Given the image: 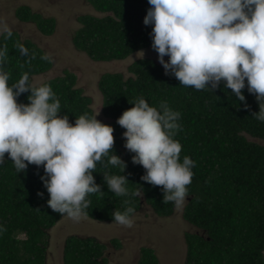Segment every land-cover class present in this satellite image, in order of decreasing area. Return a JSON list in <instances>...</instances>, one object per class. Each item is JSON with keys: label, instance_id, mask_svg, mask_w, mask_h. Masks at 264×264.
Returning a JSON list of instances; mask_svg holds the SVG:
<instances>
[{"label": "trees", "instance_id": "1", "mask_svg": "<svg viewBox=\"0 0 264 264\" xmlns=\"http://www.w3.org/2000/svg\"><path fill=\"white\" fill-rule=\"evenodd\" d=\"M87 1L103 16L78 17L80 27L72 37L76 49L94 61H110L152 48V26L143 23L150 7L148 0ZM15 14L21 22L35 21L45 34L53 31L54 20L42 18L28 6H20ZM11 32L7 39L0 35V46L7 48L9 84L25 72L30 81L51 63L41 59L45 54L32 41L21 40L17 31ZM18 43L27 48V55L21 54ZM127 71L130 75L126 78L123 73H105L97 82L103 123L114 129L111 151L126 167L122 173L119 167L107 164L108 157H102L93 171L102 192L86 196L88 206L82 214L100 222L112 221L114 210L123 212L132 207L136 212L144 205H149L159 217L174 213L173 202L162 203L161 186L141 180L145 170L132 162L134 153L124 146L125 129L116 122L125 109L132 107L130 102L138 98L143 97L158 109L161 102H166L180 113V128L174 137L182 145L180 157L187 155L195 162L181 215L197 231L184 232L183 264H264V143L260 142L264 140V122L252 115L259 110L254 94L248 93L247 86L242 90L248 104L245 108L231 89L224 88L223 81L212 90L186 87L174 75H166L163 66L150 58L135 60ZM75 80L74 74L65 73L45 82L60 102L59 114H67L70 122L82 114L95 115L90 107L91 98L75 87ZM28 95L29 92L22 93L17 101L28 103ZM104 172L125 175L128 195L117 197L109 191L103 180ZM42 175L43 166L34 164L17 173L5 153L0 164V226L5 229L0 232V264H47L49 230L64 215L47 205L49 194L40 178ZM136 191L141 192L140 197L132 195ZM112 242L119 245L117 240ZM101 249L94 237L70 235L64 241L63 264H104L106 259L101 258ZM150 251L139 249V264H159Z\"/></svg>", "mask_w": 264, "mask_h": 264}, {"label": "clouds", "instance_id": "2", "mask_svg": "<svg viewBox=\"0 0 264 264\" xmlns=\"http://www.w3.org/2000/svg\"><path fill=\"white\" fill-rule=\"evenodd\" d=\"M148 4L143 23L152 26L151 47L165 74L196 90H212L223 81L245 108L242 90L247 86L259 107L252 115L264 122V0H148ZM0 35L7 39L12 32L4 26ZM17 47L27 55L23 44ZM6 57V46H0V164L7 153L17 173L29 164L42 165L47 205L78 220L88 206L86 196L102 192L93 176L102 157L122 173L126 167L111 151L113 126L98 120V113L75 116L70 122L67 114H59L61 105L51 86L32 84L26 72L9 84ZM25 92L29 102L19 103L17 97ZM130 103L132 107L116 121L125 129L124 146L134 153L132 162L145 170L141 180L161 186L162 203L181 207L187 201L186 186L192 182L195 162L187 155L181 159L182 145L174 139L180 113L166 102L159 109L150 106L143 97ZM103 180L117 197L128 195L125 175L104 172ZM132 195L140 197L141 192ZM134 212L132 207L114 210L112 222L130 228ZM4 230L0 226V232Z\"/></svg>", "mask_w": 264, "mask_h": 264}, {"label": "rangeland", "instance_id": "3", "mask_svg": "<svg viewBox=\"0 0 264 264\" xmlns=\"http://www.w3.org/2000/svg\"><path fill=\"white\" fill-rule=\"evenodd\" d=\"M30 7L33 13L42 18H52L54 28L52 33L40 31L33 20L21 22L15 12L20 6ZM84 14L103 16L95 11L87 0H0V27L7 26L19 33L21 40L32 41L41 48L49 62V68L31 77L30 82L40 85L50 79L63 77L65 73L76 76L75 87L91 98L90 107L97 119L105 121L101 113L102 98L97 89L99 77L105 73H123L130 75L128 66L137 59L150 58L156 61L157 53L152 48H143L120 60L94 61L84 52L76 49L72 43L74 32L80 27L78 17ZM168 59L167 56L164 57ZM161 65V64H160ZM162 66V65H161ZM94 115V116H95ZM264 143V140H260ZM184 205L176 207L168 217L157 216L149 205L139 208L130 218L132 226L124 227L114 221L91 219L84 214L77 219L64 215L50 230L47 249L51 256L48 264H63V247L66 237H94L107 241L112 236L123 246L121 251L110 250L112 263L139 264V249L149 248L159 264H183L186 257V242L184 232H195L197 229L185 223L182 219ZM21 238L23 235H20ZM74 237V236H72ZM46 249V250H47ZM145 250V249H144ZM144 250L141 255L144 257ZM139 256V257H138Z\"/></svg>", "mask_w": 264, "mask_h": 264}, {"label": "flooded vegetation", "instance_id": "4", "mask_svg": "<svg viewBox=\"0 0 264 264\" xmlns=\"http://www.w3.org/2000/svg\"><path fill=\"white\" fill-rule=\"evenodd\" d=\"M112 236L107 237V241H100L98 239V243L102 246L101 249V258H105L106 262L104 264H108L107 261L112 262L109 260V258L111 257V253L110 250L114 249V250H122L120 252V254H123V246L122 245H115L113 242H111L112 239H110ZM114 264V263H112Z\"/></svg>", "mask_w": 264, "mask_h": 264}, {"label": "crops", "instance_id": "5", "mask_svg": "<svg viewBox=\"0 0 264 264\" xmlns=\"http://www.w3.org/2000/svg\"><path fill=\"white\" fill-rule=\"evenodd\" d=\"M115 251H122V250H115ZM52 254H51V252H49V250L47 249V254H46V263H47V258L49 257V256H51ZM121 256H122V254H120ZM63 257V256H62ZM139 257V256H138ZM101 258H98V260H100ZM107 263L108 264H112V262H109V261H107ZM123 263V262H122ZM121 262H119V261H116V262H114V264H122ZM48 264V263H47Z\"/></svg>", "mask_w": 264, "mask_h": 264}, {"label": "bare ground", "instance_id": "6", "mask_svg": "<svg viewBox=\"0 0 264 264\" xmlns=\"http://www.w3.org/2000/svg\"><path fill=\"white\" fill-rule=\"evenodd\" d=\"M110 239H112V240H111V242L114 240V238H113V237H111Z\"/></svg>", "mask_w": 264, "mask_h": 264}]
</instances>
